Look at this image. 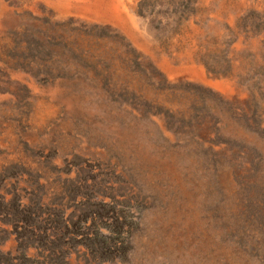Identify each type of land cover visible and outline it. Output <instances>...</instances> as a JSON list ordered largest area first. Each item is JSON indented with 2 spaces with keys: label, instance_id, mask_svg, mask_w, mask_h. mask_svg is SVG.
Returning <instances> with one entry per match:
<instances>
[{
  "label": "rangeland",
  "instance_id": "rangeland-1",
  "mask_svg": "<svg viewBox=\"0 0 264 264\" xmlns=\"http://www.w3.org/2000/svg\"><path fill=\"white\" fill-rule=\"evenodd\" d=\"M0 264H264V0H0Z\"/></svg>",
  "mask_w": 264,
  "mask_h": 264
}]
</instances>
